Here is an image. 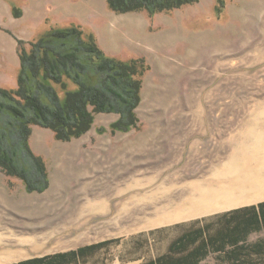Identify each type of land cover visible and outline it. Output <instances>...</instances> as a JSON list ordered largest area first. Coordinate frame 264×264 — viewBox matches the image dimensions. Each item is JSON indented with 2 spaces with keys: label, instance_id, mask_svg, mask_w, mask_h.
<instances>
[{
  "label": "rangeland",
  "instance_id": "obj_1",
  "mask_svg": "<svg viewBox=\"0 0 264 264\" xmlns=\"http://www.w3.org/2000/svg\"><path fill=\"white\" fill-rule=\"evenodd\" d=\"M13 1L21 17L22 1ZM33 5L38 22L0 25L16 49L0 44L1 86H18L20 41L29 48L49 28L71 24L95 33L109 54L143 56L150 68L136 128L99 132L120 117L115 112L97 114L94 127L70 141L34 126L30 143L47 163L46 190L29 191L0 169V264L101 242L70 264H148L195 218L264 201L263 194L192 205L217 186L264 179V0H227L221 11L217 0H200L153 16L116 13L107 0ZM14 151L33 177L29 155L18 144Z\"/></svg>",
  "mask_w": 264,
  "mask_h": 264
},
{
  "label": "trees",
  "instance_id": "obj_2",
  "mask_svg": "<svg viewBox=\"0 0 264 264\" xmlns=\"http://www.w3.org/2000/svg\"><path fill=\"white\" fill-rule=\"evenodd\" d=\"M200 0H107L116 13L146 11L151 16L170 12ZM227 0H217L221 11ZM14 14L21 10L14 7ZM18 86L0 85V169L20 178L29 191H44L50 184L45 159L31 146L35 125L50 129L57 140L70 141L88 133L96 115L115 112L120 117L103 133L129 131L139 123L137 108L142 102L144 75L150 68L145 57L122 59L108 54L93 32L80 25L49 28L27 48L20 41ZM12 134L15 135L14 143ZM18 144L32 160L33 177L16 159ZM228 224L209 236V227L192 225L172 243L170 251L148 264H195L210 249L237 243L248 232L260 228L258 217L264 215V201L227 210ZM240 215H253L243 220ZM198 222V221H196ZM233 225V226H232ZM207 235L205 238L204 235ZM105 242L82 246L66 252L33 257L18 264H70L87 259Z\"/></svg>",
  "mask_w": 264,
  "mask_h": 264
},
{
  "label": "crops",
  "instance_id": "obj_3",
  "mask_svg": "<svg viewBox=\"0 0 264 264\" xmlns=\"http://www.w3.org/2000/svg\"><path fill=\"white\" fill-rule=\"evenodd\" d=\"M20 1H22L21 7L23 9V15L21 17H15L13 14L14 6H12L11 4L15 1L0 0L1 26L15 28L21 25H28V23L34 24V22H38L39 19L38 16L35 15V6L33 5L34 0ZM1 37L6 38L5 41L0 39V44H2L1 46H4L5 43L8 45L10 52L16 50L13 48L15 47V45L10 35L7 36V33L5 34V32L0 30V38ZM14 57L15 59H19V55L15 56L14 54ZM230 216L231 215H225V217L224 215H203L195 218L194 222L196 223V226H200L202 228L208 225L209 236H212L215 231L223 229L228 224V219L230 218ZM249 216L253 215H240V219L243 220L245 218H249ZM255 216L258 217L260 228L251 230L244 238H242L237 243H228L221 249H210L208 254L198 260V262H196L195 264H264V215ZM204 236L205 238L207 237L206 234ZM213 253L219 254V256L216 257L217 259L215 262H210L208 259Z\"/></svg>",
  "mask_w": 264,
  "mask_h": 264
},
{
  "label": "bare ground",
  "instance_id": "obj_4",
  "mask_svg": "<svg viewBox=\"0 0 264 264\" xmlns=\"http://www.w3.org/2000/svg\"><path fill=\"white\" fill-rule=\"evenodd\" d=\"M264 194V179L256 176L247 183H239L236 185L217 186L209 191L201 193L197 198L194 197L192 205L196 209L220 207L231 203H237L246 196H256Z\"/></svg>",
  "mask_w": 264,
  "mask_h": 264
}]
</instances>
